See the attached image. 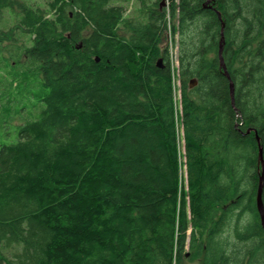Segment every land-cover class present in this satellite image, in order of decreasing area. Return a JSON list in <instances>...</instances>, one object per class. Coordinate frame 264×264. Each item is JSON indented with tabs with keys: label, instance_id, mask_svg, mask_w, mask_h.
<instances>
[{
	"label": "trees",
	"instance_id": "trees-1",
	"mask_svg": "<svg viewBox=\"0 0 264 264\" xmlns=\"http://www.w3.org/2000/svg\"><path fill=\"white\" fill-rule=\"evenodd\" d=\"M131 1L0 0V264H264V0Z\"/></svg>",
	"mask_w": 264,
	"mask_h": 264
},
{
	"label": "water",
	"instance_id": "water-1",
	"mask_svg": "<svg viewBox=\"0 0 264 264\" xmlns=\"http://www.w3.org/2000/svg\"><path fill=\"white\" fill-rule=\"evenodd\" d=\"M218 15L220 19H222V14L218 12ZM224 27L225 23H222V38H221V44H220V58H221V66L224 69V72L228 78H230V74L227 70V67L224 63L223 57H222V52H223V47H224ZM99 58H97V61ZM162 59L159 60V65L162 66ZM193 85V83L191 84ZM231 94H232V101L234 104V84L231 82ZM256 138L259 143V162H260V169H261V174H260V181H259V186H258V191H257V197H256V203H257V209L260 214L261 218V223L264 228V201H263V194H264V155H263V147L260 142V137L258 134H256Z\"/></svg>",
	"mask_w": 264,
	"mask_h": 264
},
{
	"label": "rangeland",
	"instance_id": "rangeland-1",
	"mask_svg": "<svg viewBox=\"0 0 264 264\" xmlns=\"http://www.w3.org/2000/svg\"><path fill=\"white\" fill-rule=\"evenodd\" d=\"M125 4L124 5H127V13H130L131 11H133L137 6H138V3L136 1H131V2H124ZM167 3V2H166ZM8 16L10 17V19H6L8 18ZM11 22H12V16L9 15V10H6L4 12H1L0 13V27H10L11 26ZM8 43V42H7ZM167 44L166 41H164L163 45ZM170 53H171V60H172V64H173V67H174V71L176 74H178V67H179V64H178V48L177 46L175 47H172L170 46ZM176 86H177V100H178V110L180 111L179 113V116L181 114V104H180V82L177 80L176 82ZM181 127V125H179ZM181 137H182V140H183V136H182V133H181ZM186 176V167H183V172ZM181 264H202V260H198V259H190L188 256L182 261Z\"/></svg>",
	"mask_w": 264,
	"mask_h": 264
}]
</instances>
